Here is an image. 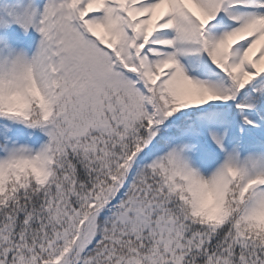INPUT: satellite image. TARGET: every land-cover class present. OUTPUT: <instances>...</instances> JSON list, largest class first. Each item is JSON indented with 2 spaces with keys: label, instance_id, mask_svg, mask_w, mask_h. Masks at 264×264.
<instances>
[{
  "label": "snow or ice",
  "instance_id": "1",
  "mask_svg": "<svg viewBox=\"0 0 264 264\" xmlns=\"http://www.w3.org/2000/svg\"><path fill=\"white\" fill-rule=\"evenodd\" d=\"M0 264H264V0H0Z\"/></svg>",
  "mask_w": 264,
  "mask_h": 264
}]
</instances>
